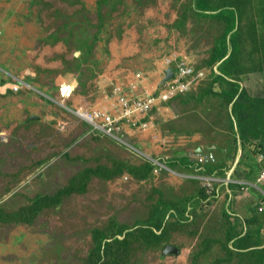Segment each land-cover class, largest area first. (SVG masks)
Masks as SVG:
<instances>
[{"label": "rangeland", "instance_id": "1", "mask_svg": "<svg viewBox=\"0 0 264 264\" xmlns=\"http://www.w3.org/2000/svg\"><path fill=\"white\" fill-rule=\"evenodd\" d=\"M252 1L238 19L198 0H0V264H264V217L248 218L261 200L237 197L264 137L241 141L237 104L221 97L233 86L213 60L233 20L230 48L236 32L264 40V0ZM242 45L231 70L264 100L260 54ZM172 54L206 77L145 126L108 135L68 109L106 106L108 81L138 73L154 87Z\"/></svg>", "mask_w": 264, "mask_h": 264}, {"label": "built area", "instance_id": "2", "mask_svg": "<svg viewBox=\"0 0 264 264\" xmlns=\"http://www.w3.org/2000/svg\"><path fill=\"white\" fill-rule=\"evenodd\" d=\"M162 79L154 87L147 84V78L141 73L136 74L127 84L119 85L108 81L105 86L107 98L111 102L104 107H89L83 104L68 108L77 117L91 126L92 130L102 131L108 135H115L125 131L126 127L145 126L147 124L143 118L146 114L161 103H167L179 95L191 91L195 84L204 80L206 72L198 69L186 57L172 54L163 58ZM172 68L175 76L169 81H164L166 70ZM71 84H61L59 88L60 98L68 99L72 95ZM21 85L16 83L14 90L17 91ZM74 88V87H73ZM200 162H214L216 156L214 151L204 154L203 149H199ZM260 164L259 174L256 182H239L241 190L248 193L249 187H254L262 194V199L257 203L258 212H264V156L257 158ZM163 165V164H161ZM164 166V165H163ZM165 167V166H164ZM217 178H208L209 188H212Z\"/></svg>", "mask_w": 264, "mask_h": 264}, {"label": "trees", "instance_id": "3", "mask_svg": "<svg viewBox=\"0 0 264 264\" xmlns=\"http://www.w3.org/2000/svg\"><path fill=\"white\" fill-rule=\"evenodd\" d=\"M198 3L200 10L206 12L221 10L222 12H227L232 15L237 14L238 19H240L243 15L247 14V9H252L253 1L221 0L218 4H213V0H198ZM221 11L218 13V16H220ZM229 21L231 22V19ZM234 26L235 20H233L231 25L225 30L221 44L216 46L215 50L217 51L214 53L213 60L221 62L222 64L221 69L223 73L222 76L218 77V79L228 86H233L231 93H225L221 97H226L229 104L233 103V109L235 110V105L237 104V111L240 115V139L245 144L247 140L251 138L258 139L264 137V100L251 98L244 89H241L238 77L241 74H244L245 69L243 67H240L239 69L237 68L236 71L231 70V68H236L239 56L240 58L244 57L245 48L242 43H250L252 48H255V53L257 55L260 54L258 61V71L264 73V50L262 53H260V47L264 46V40L261 39L262 37L258 36L257 31H255V33L254 31L251 33L242 32V35H239L240 32L237 35L236 32L232 34L230 38L232 45V48H230L228 38ZM244 102H249V105L246 106V109ZM242 123L245 124L244 127L242 126ZM253 177L254 175H251L249 179L254 180L255 177ZM237 186L239 187V185ZM252 210L253 212L248 218L254 219L256 217H264L257 213V208L252 207L251 211ZM228 216H230L229 212Z\"/></svg>", "mask_w": 264, "mask_h": 264}, {"label": "water", "instance_id": "4", "mask_svg": "<svg viewBox=\"0 0 264 264\" xmlns=\"http://www.w3.org/2000/svg\"><path fill=\"white\" fill-rule=\"evenodd\" d=\"M175 76V72L172 68H169L166 70V77L164 81H169L170 79H172ZM32 118H39L37 115L32 116ZM165 253H170V254H175V255H179L181 250L179 248H177L176 246H172V245H167L165 247Z\"/></svg>", "mask_w": 264, "mask_h": 264}, {"label": "crops", "instance_id": "5", "mask_svg": "<svg viewBox=\"0 0 264 264\" xmlns=\"http://www.w3.org/2000/svg\"><path fill=\"white\" fill-rule=\"evenodd\" d=\"M161 79H162V78H161ZM161 79H160V80H161ZM160 80H159V81H160ZM159 81H158V82H159ZM247 82H248V83H251V84H253V85H255L254 80H251V79H250L249 81L247 80ZM244 88H245V87H244ZM247 92H248V91H247ZM248 93L250 94V92H248ZM250 96H251V94H250ZM252 97H253V96H252ZM212 151H213V150H212ZM256 177H257V176H255V178H256ZM237 181H238V180H236V182H237ZM238 188H240V186H239ZM250 190H251V188L248 190V193L244 192L243 190H238L239 193H237V197H241V199L246 198L247 195L251 194V193H250ZM254 196H255V198H256V201H257L258 199H259V200L262 199V196H261L260 194H258V193L255 194Z\"/></svg>", "mask_w": 264, "mask_h": 264}, {"label": "clouds", "instance_id": "6", "mask_svg": "<svg viewBox=\"0 0 264 264\" xmlns=\"http://www.w3.org/2000/svg\"><path fill=\"white\" fill-rule=\"evenodd\" d=\"M166 77V76H165ZM165 77H164V80H165ZM162 78V77H161ZM160 78V79H161ZM84 122V121H83ZM259 166H260V164H259ZM260 169V168H259ZM258 174H259V171H258ZM257 177H258V175H257ZM257 177L253 180V182H256V180H257ZM242 181H245V182H247L248 180H242ZM248 182H251V181H248ZM240 187H241V184L239 185ZM255 189L254 187H249V189ZM255 192L256 193H258V194H260L261 196H262V194L257 190V189H255ZM256 208H257V204H256ZM260 213V212H259Z\"/></svg>", "mask_w": 264, "mask_h": 264}]
</instances>
